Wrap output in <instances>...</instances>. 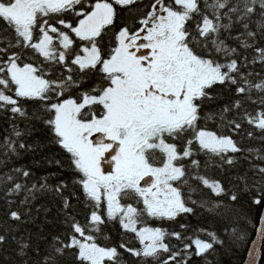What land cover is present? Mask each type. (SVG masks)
Returning a JSON list of instances; mask_svg holds the SVG:
<instances>
[{"label": "snow or ice", "instance_id": "snow-or-ice-1", "mask_svg": "<svg viewBox=\"0 0 264 264\" xmlns=\"http://www.w3.org/2000/svg\"><path fill=\"white\" fill-rule=\"evenodd\" d=\"M117 5L139 13L118 31ZM133 5H143V0H0V113L25 122L23 129L13 123L11 133L0 138V156L36 151L40 146L25 137L36 131L33 121L42 123L49 142L67 154L73 184L81 189L88 209L82 223L76 206L63 194L68 187L63 181L52 186L45 178L28 186L13 182L11 174L0 176V184H11L4 191L10 221L25 222L20 211L11 210L15 201L10 198L21 193L22 206L45 193L62 202L67 231L51 237L35 264H122L119 249L139 264H188L193 246L194 254L201 256L225 241L215 231L207 232L205 240L152 227L149 220L174 221L193 214L189 205L198 204L219 219L221 233L246 242L247 234L234 226L241 218V199L255 192L251 202L264 203V166L249 162L253 176H236L237 183L229 189L201 175L197 158H207L204 167L214 161L235 166L236 154L245 152L264 161L259 150L242 148L232 136L207 127L208 121H218V128L235 134L242 127L239 117L264 133V77L253 82L254 73L244 71L249 64L264 65V47L257 46L258 38L264 40V0H152L143 5L147 11ZM253 16L260 18L255 31L250 28ZM234 25L243 29L235 36ZM227 39L253 49L255 55L249 60ZM93 75L97 83L83 88ZM216 85L229 90L234 86L241 99L204 112L205 103L216 99L210 91ZM254 90L261 94L258 100L252 98ZM245 100L258 105L255 114L244 108ZM26 101L38 102L31 114ZM49 163L64 168L61 160ZM13 171L25 179L31 175L23 168ZM190 180L228 202L193 199L198 189ZM30 213L29 208L24 215ZM107 224H118L140 247H129L131 240L126 242L123 235L118 247L102 244L109 239ZM11 232L10 225L0 224V245ZM171 238L183 248L174 250L166 242ZM12 239L20 264H29L25 257L30 251L40 256L39 245L33 248L29 242L31 236ZM261 242L264 213L247 264H257Z\"/></svg>", "mask_w": 264, "mask_h": 264}, {"label": "trees", "instance_id": "trees-1", "mask_svg": "<svg viewBox=\"0 0 264 264\" xmlns=\"http://www.w3.org/2000/svg\"><path fill=\"white\" fill-rule=\"evenodd\" d=\"M148 1L143 2V5H148ZM143 5H133L132 8L143 7ZM121 8V7H120ZM122 13H117V24L115 30L118 31L123 23L133 22L139 15V13H129L128 9L121 8ZM146 7H143V11H147ZM260 18L253 16L252 22L250 23L251 30H256V21ZM227 23V21H224ZM57 27H60L57 25ZM243 29L239 25H234L231 30V35L235 36L238 32H242ZM226 33H222V36H226ZM243 38V37H242ZM226 43L231 47H236L238 52L243 56L246 55L249 60L255 55L253 49H247L239 47V43L233 39H227ZM257 46L264 47V40L257 41ZM244 71L253 72L254 75L250 77L253 82L258 81L264 77V65L260 63L249 64L247 69ZM255 73H259L257 76ZM58 74V73H57ZM97 83V77L93 75L83 85V88H90ZM216 97L214 102L205 103L203 111L211 112L222 108L225 104L231 105L235 99H241L235 95L234 86L231 90L223 85H216L214 89L210 90ZM75 92V90H74ZM253 99L259 98L260 93L255 90L251 93ZM26 108L31 114L38 108V102L26 101L24 102ZM244 108L255 114L258 105L252 104L250 101L245 100ZM234 113H229V116H233ZM11 114L7 112L0 113V138L11 133V125L13 123L19 124L20 128H24L25 122L20 120L10 119ZM242 124L241 129L235 134L229 128H218V121H208L207 127L211 130L221 132L224 135L232 136L234 140L239 143V146L245 149L259 150L261 155H264V133L256 130L248 123L240 120ZM36 131L25 137L29 144H38L40 147L36 151L24 150L20 151L19 156H12L11 158L0 156V176L5 174H11L15 179L13 182L24 183L31 186L32 183L44 182L46 178L47 183L55 186L60 181H63L68 187L64 190V195L69 197L70 202L76 206L77 219L82 223L85 222L88 214V209L83 204V193L81 189L73 184L74 173L69 169L67 162V154L59 148L58 145L51 144L49 142V133L47 128L38 121H33ZM252 132L253 135L249 138L248 133ZM237 163L235 166H228L226 164L221 165L218 162H212L204 167L206 157L200 155L197 157L201 160V168L199 172L201 175L206 176L212 180L220 181L226 188L232 189L233 184L237 183L235 180L236 176L247 174L248 177L253 176V172L250 170V164H260L264 166V161L257 160L254 153H237ZM247 156V159L244 157ZM58 159L64 163V168L61 169L55 164L49 163L50 160ZM15 168H23L30 171L31 175L25 179L13 171ZM54 174V175H53ZM190 183L194 188L198 190L192 193V198L199 201L201 199H211L213 201L217 199H223L227 201L226 197H215L211 191L205 188L198 180H190ZM251 183V180H249ZM11 187V184H0V224L10 225L13 232L8 234L7 242L0 245V264H20V258L17 256V244L12 239L15 235L18 238L25 237L26 239L31 236L29 241L33 248L39 245L40 256H37L35 252L30 251L28 257L25 259L29 260V264H35L45 254V248L47 242L51 240L54 235H60L67 231V226L63 223V212L60 211L62 202L59 198L54 197L52 193L38 194V198L32 201L29 206L20 205L19 201L23 199L24 193L18 196L11 197L15 203L11 205V210L20 211L24 223L8 220L7 213L9 211V205L4 199V191L6 188ZM75 192V196L72 193ZM257 195L255 192L251 196ZM251 196L244 195L239 205V212L241 218L235 223V227L239 232L246 233V242L237 241L234 238L230 239L227 234L221 233V224L218 218L213 214L207 212L206 209H202L199 205H192L194 208L193 214H183L177 217L174 221H157L149 220L148 224L152 227H161L169 232H180L182 236H194L199 235L200 238L208 240L207 232L215 231L225 241L222 246H216V250L210 253H205L201 256L194 254V246L189 249V255L186 256L188 264H242L249 243L253 237L258 219L260 217L264 203L257 206L251 202ZM31 209L30 217L24 215ZM39 209V211H37ZM47 209V212H45ZM185 225L181 228L180 225ZM104 233L109 237L107 241L101 240L102 244H108L109 246H119L121 237L123 235L124 240L129 243V247H140L138 241L132 239V234L122 233V229L118 224H107L104 226ZM166 242L175 246L174 250H180L183 248V244L171 238ZM183 243L190 244L189 240H184ZM122 253L121 259L122 264H139L137 258L132 257L129 253L124 252L123 249H119ZM259 264H264V244L262 247V254Z\"/></svg>", "mask_w": 264, "mask_h": 264}, {"label": "water", "instance_id": "water-1", "mask_svg": "<svg viewBox=\"0 0 264 264\" xmlns=\"http://www.w3.org/2000/svg\"><path fill=\"white\" fill-rule=\"evenodd\" d=\"M261 213H264V206H263V208H262ZM260 215H261V214H260ZM259 218H260V217H259ZM258 226H259V219H258V222H257L256 228H255V231H254V234H253V237H252V239H251V241H250V243H249V246H248V249H247V251H246V254H245V257H244V260H243L242 264H247V261H248V259H249V257H248V252H249V250H251V247H252V241L256 239V229H257ZM263 244H264V242H261V245H260V258H259V260L257 261V264H259L260 259H261V254H262V247H263Z\"/></svg>", "mask_w": 264, "mask_h": 264}, {"label": "flooded vegetation", "instance_id": "flooded-vegetation-1", "mask_svg": "<svg viewBox=\"0 0 264 264\" xmlns=\"http://www.w3.org/2000/svg\"><path fill=\"white\" fill-rule=\"evenodd\" d=\"M146 1L149 2L148 5L152 2V0H143V2H146ZM115 7L117 8V13H122L121 11H123V10L120 8V6L117 5ZM65 16L70 22H72L73 24L75 23V18L71 14H65ZM65 31H67V30L65 29Z\"/></svg>", "mask_w": 264, "mask_h": 264}]
</instances>
